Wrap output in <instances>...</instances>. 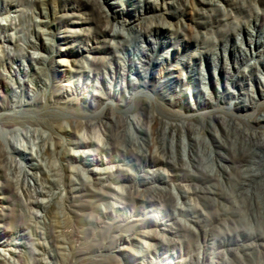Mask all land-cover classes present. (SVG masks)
I'll list each match as a JSON object with an SVG mask.
<instances>
[{
	"label": "bare ground",
	"instance_id": "obj_1",
	"mask_svg": "<svg viewBox=\"0 0 264 264\" xmlns=\"http://www.w3.org/2000/svg\"><path fill=\"white\" fill-rule=\"evenodd\" d=\"M50 1L52 0H37L36 3L41 5L38 13L46 19L50 18L49 14L54 17L52 7L51 13L44 10L48 9ZM123 1L125 0H76L78 7L90 6L92 2H95L101 15L106 19L103 26L98 25L97 28L92 29L94 30L93 37L98 40L99 45L82 47L81 50V52L97 54L92 57L96 63H98V58L102 59V57L104 61L109 60L108 65L102 63L106 75L102 76L93 71L94 79L91 84H79L75 88L88 107L96 111L100 109V113L95 117L86 121L71 120V130L64 124L61 125L62 123L55 125L41 120L20 119L21 116L12 117L11 114L5 112L14 111V114L18 115L27 111V108L37 104L40 96L31 95V102L18 100L20 93L13 77L5 71L0 73L3 89L13 95V103L9 108H5L4 104L0 103V114H2L0 119L4 128L0 129V171L5 173L8 183L17 193L21 189L27 196L26 206L29 204L31 209L33 207L43 211L42 214H34L35 220L47 223L46 231L35 230L34 237L29 231L28 224L30 223L28 222V224L20 223L12 232L10 228L5 229L6 235H13L20 240L12 243L16 247L14 254L21 255L26 252L30 254L34 264H51L46 261L45 255L49 254L53 259L61 258L60 250L64 248V232L55 222L54 215L58 200H56V193L52 191L53 185L59 182L52 178L51 171L45 169L44 163H34L31 164L30 169H26L18 160V155H26L17 146L20 132L15 126L20 124L24 127L22 134H27L26 139L31 145V155L34 158H45L59 144H66L61 137L56 135L59 132L69 134L77 132L78 134L84 129L88 132L98 128L103 133L104 139L102 140L81 138L78 141L67 140L66 142L75 148L97 143L102 153L109 155L108 161L114 162L116 167L123 168V166L133 165L149 174L148 177L145 175L142 177L132 175L133 178L128 175L121 176L128 182L126 191L122 194L128 196L135 204L147 209L151 207V211L155 208L161 211L167 210L169 203H173V218L174 216L181 218L182 215L185 217L181 218V221L184 222V228L190 235L184 236L182 235L183 229L174 220L171 223L156 215L157 220H155L162 231L163 238L158 243L156 241L157 244L154 246L166 251L167 264H178L180 262L178 257L185 251L187 241L193 240L194 237L198 240L203 233L205 244L214 249L219 248L217 252L221 255V260L210 257L198 244L197 252L186 253L188 255L187 264H264V139L260 135L263 133L264 137V115L255 119V125L251 127L250 124L242 122L241 114L249 111L247 103L238 105V102H234L236 105L233 107V102H229V100L240 99L231 87L241 85L242 72H240L241 66H237L236 73H234L228 57L230 50L233 51L242 64L251 67L260 79L258 74H262L260 65L264 64V29L260 30L264 26V0H169L171 10L169 9L166 14L175 18L177 28L165 19L163 12L156 13L163 10L165 4L160 9L154 0H135L139 4L129 8L128 4L125 6L122 3ZM8 4L11 7L13 5L10 2ZM43 5H47L46 8H43ZM188 9L196 15L192 26L195 36L193 38L195 39L193 43L195 52L190 53L188 58L182 59V63L188 67V73L178 76L173 73L174 69H170L172 71L168 72L170 74L163 82L171 84L172 87L173 84H177L180 96L192 95L195 99L192 98L189 104L180 103L179 105L186 112L193 113L191 117L190 115L184 117V115L182 119L175 121L157 110L159 105L150 82L155 66L166 61L171 54V49H180L178 48L179 39L186 35L185 31L188 28L181 16L187 13ZM138 10L137 18L134 12ZM149 12L153 14L146 15ZM143 15L146 16L143 17ZM71 16L78 17L76 14ZM89 16L79 17L82 20H80L81 23L73 20L71 24H93L94 18ZM110 17L113 18V22L110 21ZM128 17L133 20L143 19V21L152 19L156 22L148 27L136 28V26H131L132 22L127 20ZM34 25V33L29 39V49L49 50L42 44L38 45L34 37L38 38L47 34L43 27L54 26L55 23L37 19ZM2 28L0 22V29ZM86 32L82 34L87 36L89 41L92 40L93 37ZM163 34L167 36V40H162V42L158 40V36ZM232 39L235 40V46L230 49ZM185 40L188 41V39ZM12 41L17 44L14 39H11ZM145 42L148 43L147 46L143 45ZM169 47L172 48L169 52L166 50L167 54L161 53ZM25 49L19 48L22 53L24 51L26 54ZM61 51L57 52V55H61ZM4 52L5 59L2 60L5 62H18L23 57L12 47H6ZM69 53L67 52L66 56L70 57L73 67L77 68H82L83 58H90V56L78 58L77 54L70 55ZM33 59L42 64V67H34V69H37V73L39 72L43 77L46 73L45 66L48 59L45 57H33ZM210 63L216 71L217 84H220L222 79L226 81V87L219 90L215 98L206 87L208 73L205 68ZM198 64H201L200 68H197ZM217 70L220 74H217ZM14 74L15 76L20 75L18 70L13 72ZM25 74L28 75V72ZM131 74L141 78L142 82H134L132 79L130 81ZM40 79L39 84L46 85L44 79ZM195 83H199L201 87L195 88ZM42 84L41 87H43ZM201 93L205 95L204 99L199 97ZM138 94L147 96V106L138 109L139 117L137 118L132 113L136 109L134 101ZM250 96L258 100L255 95ZM261 98L264 99V90ZM112 102H119L124 107V111L116 115L115 108L111 105ZM260 103L255 102V106H259ZM222 104H227V113L230 114L231 119L219 115L211 116L209 120L199 123L190 120L194 118V113L198 109L220 110L223 108ZM105 109L112 110L113 113H104ZM49 128L51 133L47 132ZM78 151L79 153L74 151L72 153L82 163V166H77L76 169L85 171L84 167L88 164L99 162L98 159L85 162L86 152H89L79 149ZM161 166L168 167L171 174L164 175L160 170ZM145 167L150 168L145 170ZM40 171L41 176H39ZM10 172L14 175L13 178L9 175ZM30 179L35 180L34 185L30 183ZM74 190L82 191L84 188L79 187ZM45 195H49L48 200L43 198ZM67 197L74 198L75 196L71 194ZM192 199L197 200L201 206L192 204ZM214 229L217 233H211ZM0 264L16 263L12 262L11 258H3L0 255Z\"/></svg>",
	"mask_w": 264,
	"mask_h": 264
},
{
	"label": "rangeland",
	"instance_id": "obj_2",
	"mask_svg": "<svg viewBox=\"0 0 264 264\" xmlns=\"http://www.w3.org/2000/svg\"><path fill=\"white\" fill-rule=\"evenodd\" d=\"M154 1L156 5H159V8L165 4L164 9L156 13L163 12L165 19L168 22L173 23L174 28H177L178 25L175 23V18L169 14H166L169 9L171 10V6L169 4L170 1ZM8 2L13 3L12 7L8 4ZM36 3L37 0H0V22L2 23L3 27L0 29V73L1 71H5L9 74V76L11 75L13 77L16 82L15 86L20 93L19 97L17 98L18 100L23 99L24 101L31 102V95L34 97L40 96L38 98L37 104L33 105L31 108H27V111H23L18 115L14 114V111H6L5 113L11 114L12 117L21 116L20 119L41 120L49 122L50 124L53 123L55 125L62 123L61 125L64 124L65 127H68L69 130H71V120L86 121L100 113V109L96 111L95 109L88 107L87 103L82 100L75 88L79 84H91L94 79L93 71H95L97 74H102V76L106 75L103 69L104 67L102 66L104 64H110L109 60L105 59L104 61V57H102L103 61H101L102 59L98 58V64L94 62L92 58L97 54L89 53L87 51L81 52L82 47L99 45L98 40L93 37L94 30L92 29L97 28L98 25L103 26L106 23V19L101 15L95 2L91 3L92 6L78 7L76 5V0H52L48 6L46 5L48 9H44L51 13V7L53 8L52 12L54 13V17L49 14L50 18L48 19L43 18V16L38 13V11L41 10V5H37ZM122 3L125 6L128 4L129 8L139 4L136 3L135 0H125ZM44 6L45 5H43V8H46V6ZM74 6H76V8ZM186 12L187 13H184L181 18L184 20V22H186V25H188V28L185 31L187 36L184 35L180 37L178 43V48L180 49H171V54L168 56L166 61L164 60L162 61V64L155 66V68L152 70L153 74L150 82L154 88L152 90L154 91V97L157 98L159 105L157 110L167 118L175 121H179L184 115V117L189 115L191 117V114L193 113L186 112L179 105L180 103L189 104L191 103L192 98L195 99V97L192 95H188L186 97L180 96L179 89L176 86L177 84H173L172 87L171 84L163 82L166 79V76H169L170 73L168 72L172 71L170 69H174L173 73L178 76L187 74L188 67H185V64L182 63V59L188 58L190 53L195 52V46L193 45L195 42V39L193 38H195V36L192 26L194 24L193 20L195 19L196 15L191 9H188ZM134 13L139 15V10ZM74 14L78 15V17H70V15ZM152 14V12H149L146 15L150 16ZM146 15H143V17ZM37 16H40L41 19L37 18ZM85 16L93 17V24H71V21L73 20L76 22L78 21L77 23H81L80 18ZM37 19L42 21L49 20L55 23L54 26L43 27V25H41L44 30L46 29L45 31L47 34L41 35L38 38L34 37V40L38 42V45L42 44L49 49L47 51L41 49L37 51L29 49V39L34 33V24ZM127 20L132 22L131 26H136V28L148 27L151 26L152 23L156 22L152 21V19H146L144 21L143 19L133 20L130 17H128ZM110 21H114L112 17H110ZM263 29L264 26L260 28V30ZM84 31H87L86 33L93 37L92 40L89 41L87 36L82 34ZM11 39H14L17 44H14L13 41L11 42ZM185 39H188V41ZM158 40H167V36H165V34L159 35ZM143 45L147 46L148 43L145 42ZM234 46L235 40L232 39L230 42V49ZM6 47H12V49H15V51H19L23 56L21 57V60L18 62L3 61L2 59H5L4 51ZM20 47L26 48V54H24V51L22 53V50H19ZM170 48L172 47L166 48L161 53L167 54V51L169 52ZM60 50H62L61 55H57V52ZM29 51L30 53H28ZM67 52H70V55L77 54L78 58H83L86 56H90V58H83L84 61L82 68L73 67L74 65L71 64L70 57L66 56ZM33 57H45L48 59V62L45 66L46 73L43 75V77H41L39 72L37 73V69H34V67H42V64L39 63V61H34ZM228 57L231 69L234 71V73H236V67L241 66L240 72H242L241 75L243 77H240V86L231 87L236 96H240V99L238 98L229 100V102H233V107L236 105L234 102H238V105H245L247 103L246 105L248 106L249 111L247 113L241 114L244 119H242V122L248 125L250 124L252 127L255 125V119L261 115H264V99L261 98V93L264 90V64L260 65L262 74L258 73L260 75L259 79L255 75V71H253L251 67L243 65L241 60L233 54V51L230 50ZM252 63L254 64L255 62L253 61ZM138 66L141 65L138 64ZM200 67L201 64H198L197 68ZM205 69L207 70L206 73H208L206 85V87H208L207 90L215 98L218 91L223 90V88L226 87V81L222 79L219 82L220 84H217L215 79L216 71L214 66H211V63L208 64L207 68ZM16 70L19 71L20 75H13V72H16ZM26 72H28L29 76L25 74ZM218 72L219 70H217V74H220ZM40 78L44 79L46 85H43L42 83L39 84V81H41ZM31 79L33 81H30ZM131 79L134 82H142L141 78L133 74L130 76V81ZM41 84L43 87H41ZM197 87L199 88L201 85L199 83H195V88ZM250 95H255L258 100H255ZM12 96L13 95L10 92H6L3 89V80L0 78V103L4 104L5 108H9L13 103ZM199 97L204 99L205 95L201 93ZM241 97L243 98L241 99ZM146 98L147 96L145 97L144 95H137V98L134 101L137 110H133V116L135 115V117L138 118V109L140 110L141 108L147 106ZM255 102L261 103L259 106H255ZM111 105L115 108L116 115H119V113L124 111V107L120 105L119 102H112ZM221 106L223 108L220 110H215L214 108H210L207 111L204 109H198L197 112L194 113V118H190V120H193L195 123H199L201 121L209 120L211 116L219 115H224L228 119H231L230 114L227 113V104H222ZM105 112H110V114L113 113L112 110L108 109H105L104 113ZM1 115L2 114H0V118ZM1 122L2 121L0 119V129H4ZM15 127L20 132L18 135L19 141L17 142V146L22 150V153L26 154L18 155V160L21 162V164H23L26 169H30L31 164H38L42 162L45 164V169L51 171L52 178L59 182L58 184L53 185L52 191L56 193V200H58V205L54 209V215L55 222L60 226V230L64 232V248L60 250L62 253L61 258L53 259V257L47 254L45 255L46 261L50 262L51 264H167L165 257L166 251L162 249L159 250L154 246L161 241V238H163L162 231L157 225L156 215L162 220H169L171 223L174 220L176 224H178L179 227L181 226L180 228L183 229L182 235H190V233L184 228V222L181 221V218L184 219L185 217L182 215L183 217L181 216V218H178V216H174L173 218V203H169L167 208L168 211H161L157 208L151 211V207H149V210L139 204H135V202L131 201L128 196L122 194L126 191L128 182L123 180L121 176L128 175L130 178H133L134 175H139L140 177L145 175L148 177L149 174L144 171H140L133 165L123 166L125 169L116 167L114 162L108 161L109 155L107 156L105 153H102L97 143L75 148L66 142L67 140L78 141L81 140V138H95L102 140L104 139V136L102 131L98 128L88 132L84 129L78 134L77 132L72 134L59 132L56 135L61 137L66 144H59L57 148L50 152L52 155L49 153L47 154V157L45 156V158L42 156V158H37L35 154L36 158H34V156L31 155V145L26 139L28 138L27 134H22L24 127L20 124L16 125ZM47 132L51 133L52 131L49 128ZM260 135L261 138L264 139L262 136L263 133ZM34 149L36 151L37 147L35 146ZM78 149L89 152H86L87 156L84 159L85 162L93 161V159H98L99 162L88 164L87 167H84L86 169L85 171H82V169H76L77 166H82L79 158L75 155L73 156L72 154L73 151L79 153ZM148 168L150 167H145V170ZM160 168H162L160 170L164 175L168 176L171 174V170L168 167L161 166ZM9 175L11 178L14 177L11 172ZM41 175L42 172L40 171L39 176ZM34 181V179H30V183H32V185L35 184ZM0 183V255L3 258H11V261L16 264H34L29 253L23 252L21 255L14 254L16 247L15 244L12 243L14 241L19 242L20 240L13 235H6L4 231L5 229L10 228L9 230L12 232V230H14L15 227L20 223L28 222L30 223H27L29 226V231L33 237L35 236V230L45 232L47 229V223L35 220L36 218L34 215L38 213L42 214L43 211L41 209L36 210L33 207L31 209L29 204L26 206L28 203L26 199L27 196L23 194L24 192L21 189L18 190V193L15 191L14 187L8 183L3 171H0ZM46 184L49 185V183ZM80 185L83 186L81 187ZM79 187L84 188V190H74L75 188ZM71 194L75 197L68 198L67 196ZM43 198L48 200L49 195H45ZM192 204L201 206V204L195 199H192ZM74 216L75 219L77 218L76 220L74 219ZM214 232H216L215 229L211 231V233ZM240 239H242V237H240ZM198 240L197 237H194L193 240L187 241L184 248L186 252L183 251L182 254L179 255L178 260L180 262L178 264H181V262L187 264V254L197 252L198 244L203 247L202 249L204 252L208 253L210 257H213L216 260H221V255L217 252L219 248L215 247L216 249H214L213 247L205 244L204 233L200 235Z\"/></svg>",
	"mask_w": 264,
	"mask_h": 264
}]
</instances>
